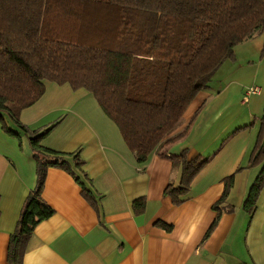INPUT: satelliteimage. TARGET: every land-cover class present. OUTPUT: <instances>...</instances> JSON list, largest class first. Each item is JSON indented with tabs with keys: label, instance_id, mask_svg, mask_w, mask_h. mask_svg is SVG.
<instances>
[{
	"label": "crops",
	"instance_id": "crops-1",
	"mask_svg": "<svg viewBox=\"0 0 264 264\" xmlns=\"http://www.w3.org/2000/svg\"><path fill=\"white\" fill-rule=\"evenodd\" d=\"M262 48L264 34L242 44L235 61L224 63L185 110L176 133L188 126L186 135L168 153L186 150L187 159L210 160L178 206L163 193L169 184H179L180 168L155 155L139 167L91 94L45 83L43 96L21 111L19 121L31 131L55 124L43 146L80 151L95 207L71 175L47 169L41 197L54 215L34 229L22 264H264V189L253 216L242 208L260 169L249 167V160L264 115ZM250 88L259 92L246 97ZM23 140L0 128V264H7L10 236L36 182L35 163ZM229 176L228 210L203 240ZM138 199L145 201L142 214L132 209ZM157 221L171 229L155 227Z\"/></svg>",
	"mask_w": 264,
	"mask_h": 264
},
{
	"label": "trees",
	"instance_id": "trees-1",
	"mask_svg": "<svg viewBox=\"0 0 264 264\" xmlns=\"http://www.w3.org/2000/svg\"><path fill=\"white\" fill-rule=\"evenodd\" d=\"M261 34L264 0H0V127L18 141L28 139L36 169L35 186L9 239L7 264H22L34 229L54 215L41 197L47 169L71 175L95 207L80 151L43 146L55 124L31 131L19 121L21 111L43 96L45 83L91 94L139 167L155 155L180 168L179 184L163 193L178 206L210 160L187 159L186 150L169 155V146L186 135L188 126L176 133L183 114L221 66L235 61V48ZM257 166L242 206L249 217L264 189V115L249 160V167ZM223 183L203 240L228 210L233 176ZM144 206V199L134 200L133 212L142 214ZM154 226L171 229L161 221Z\"/></svg>",
	"mask_w": 264,
	"mask_h": 264
},
{
	"label": "rangeland",
	"instance_id": "rangeland-1",
	"mask_svg": "<svg viewBox=\"0 0 264 264\" xmlns=\"http://www.w3.org/2000/svg\"><path fill=\"white\" fill-rule=\"evenodd\" d=\"M247 42V41H246ZM246 42H243V43H241L240 45H238L236 48H235V50H234V53L237 55V52H238V48L242 45V44H245ZM250 52H246L245 54H249ZM231 65H234V63L233 64H231ZM220 70V69H219ZM1 128V127H0ZM10 128H11V125H10ZM2 130V129H1ZM22 135V134H21ZM22 138H24V136L22 135ZM23 141H25L26 142V144H28V139L25 137L24 138V140ZM28 146H29V144H28ZM259 170V169H258ZM258 173V172H257ZM255 179V178H254ZM253 182H254V180L251 182V185L253 184ZM250 185V186H251Z\"/></svg>",
	"mask_w": 264,
	"mask_h": 264
},
{
	"label": "built area",
	"instance_id": "built-area-1",
	"mask_svg": "<svg viewBox=\"0 0 264 264\" xmlns=\"http://www.w3.org/2000/svg\"><path fill=\"white\" fill-rule=\"evenodd\" d=\"M259 92L258 88H250L249 90L246 91V97L253 95V94H257Z\"/></svg>",
	"mask_w": 264,
	"mask_h": 264
}]
</instances>
